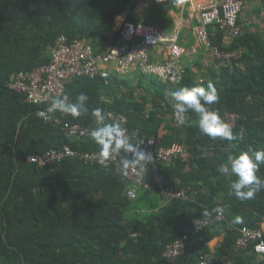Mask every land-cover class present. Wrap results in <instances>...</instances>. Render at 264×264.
Wrapping results in <instances>:
<instances>
[{"label": "trees", "instance_id": "trees-1", "mask_svg": "<svg viewBox=\"0 0 264 264\" xmlns=\"http://www.w3.org/2000/svg\"><path fill=\"white\" fill-rule=\"evenodd\" d=\"M140 1L0 0V264H198L213 254L221 264H264L253 245L247 250L235 246L242 227L257 230L264 224V189L241 201L229 194L236 177L217 172L229 155L264 150V45L258 37L246 33L226 44L217 29L210 32L215 46L242 54L232 72L223 70L210 80L184 76L179 84L167 86L156 78L114 73L108 80H72L60 98L67 95L76 102L84 93L87 111L79 117L58 111L55 122H42L37 116L42 108L9 88L19 72L50 64V49L61 35L70 41L82 39L101 53L117 44L113 30L125 21L155 25L164 34L173 31V20L160 6L151 7L143 19L135 14ZM208 82L219 95L210 110L222 120L226 113L236 116L234 141L213 140L202 133L192 111L185 113L183 125L167 124L174 112L170 93L182 87L207 88ZM97 108L103 115L110 110L128 115V130L139 132L137 140L143 141L144 150L150 139L161 147H187L193 155L189 164H156L166 181L179 180L186 199L162 206L154 196L150 199L159 193L152 164L144 172L146 186L131 200L127 192L132 182L113 164L91 165L81 159L99 146L93 138H79L68 129L95 127L92 113ZM164 126L167 133L161 136ZM65 148L75 155L59 158ZM51 154H56L55 160L43 166L27 162L29 157ZM256 175L264 181V164ZM216 207L224 209V220H214L215 213L211 221L202 216ZM236 217L241 222H235ZM202 219L207 225L190 236L185 253L175 262L164 259L165 247ZM221 235L212 251L208 244Z\"/></svg>", "mask_w": 264, "mask_h": 264}, {"label": "built area", "instance_id": "built-area-1", "mask_svg": "<svg viewBox=\"0 0 264 264\" xmlns=\"http://www.w3.org/2000/svg\"><path fill=\"white\" fill-rule=\"evenodd\" d=\"M143 6L146 9L151 3L162 4L163 0H146ZM262 17L264 19V0H260ZM245 0H210L205 3H198L194 8L197 14V25L192 28L198 45L203 52L212 56L216 63L230 71L234 70L236 63L240 60L239 51L221 50L211 42V33L217 29L222 34V42L228 44L231 40L243 37L246 33L245 27L239 21ZM180 28L172 34L164 35L161 30L153 26L134 25L126 22L118 31V42L106 53L96 54L87 43L75 40L68 42L62 37L55 42L51 50V62L49 65L36 68L31 72H19L9 84L10 90L23 95L27 103L41 107L37 116L44 123L55 122L57 110L52 109V101L60 98L64 92L65 84L75 79H108L112 71L121 76L143 75L151 79H158L163 85H177L186 75L183 59L193 57L197 54L195 47L185 48L178 44ZM160 51L161 57H155V51ZM178 78H180L178 80ZM105 123H120L125 128L128 135L135 140L138 139L139 132L128 130L130 117L121 112L113 110L106 111ZM147 118V114H144ZM173 118L176 121L173 112ZM96 127V122H95ZM92 126L82 127L74 125L68 131L74 133L79 138H92L91 132L95 128ZM145 148L153 156L151 174L153 183L159 188V194L165 203L171 200L186 199L183 192L178 189L180 184L176 178L165 180L157 167V163L169 166L171 161H181L189 164L193 159L187 151V147L182 144H172L170 147H161L153 139L145 142ZM100 151V150H99ZM99 151L84 154L81 159L88 164H99ZM74 156L75 152L65 148L64 153L58 155ZM114 154L107 162V166L113 164L116 172L123 176V179L132 182L127 192L128 198L135 200L141 188L146 186V174H137V169L130 168L125 174L121 169L119 156ZM204 156V154L200 155ZM56 154L50 157H29L28 163L45 165L50 160H55ZM155 163V165H153ZM100 165V164H99ZM214 220H216L214 218ZM224 220L222 215L221 219ZM197 228L207 225L206 221H197ZM197 229L189 231L188 234L176 239L166 246L164 257L175 261L185 253L186 244L191 235H195ZM239 238L235 246L240 250H247L253 245V252L257 256H264V224L261 229L252 230L242 227L239 230ZM205 264V262H203Z\"/></svg>", "mask_w": 264, "mask_h": 264}, {"label": "clouds", "instance_id": "clouds-1", "mask_svg": "<svg viewBox=\"0 0 264 264\" xmlns=\"http://www.w3.org/2000/svg\"><path fill=\"white\" fill-rule=\"evenodd\" d=\"M152 1H155V0H152ZM165 2L166 0H163L162 4H156L153 2L145 9L143 4L147 2L146 0H141L138 3V5L135 7L133 12L137 14L141 19H143L145 18L146 14L149 12L151 7L164 6ZM118 21L123 22V19L120 18L118 19ZM126 22H130V21L123 22L120 28H117L116 26L113 31L116 34H118V31H120V29L123 27V25ZM139 24L156 27L155 25H151L148 23H139ZM156 28L159 29L158 27ZM177 28H180L179 35H178V44H179L181 25L177 27H175L174 25L173 31L176 30ZM172 32L168 34H164L161 31V33L164 35L172 34ZM62 37L67 39V37L61 35L55 40V42ZM75 40H80V41L85 42L82 39H74L71 41H75ZM67 41L71 42L68 39ZM232 41L233 40H231L228 44H230ZM55 42H54V45H55ZM117 42H118V38H117ZM54 45L52 47H54ZM88 45L91 46V44H88ZM114 46H107L104 52H101L100 54L108 52ZM163 46L164 45H161L159 50L155 51V54H154L155 57L157 55L161 57L160 51L163 48ZM52 47L50 49V54H51ZM181 47H184V46H181ZM185 48H190V47H185ZM200 50L203 51V49L199 47V49H197L198 52L195 56L198 55ZM92 51L96 54H99L95 52L93 48H92ZM234 51H237V50H234ZM239 53L241 56L242 55L241 52ZM204 54L207 55V53L205 52ZM210 57L214 60L212 56ZM185 69H186V74H187L189 70H187V67H185ZM221 70L222 72L223 70H228L229 72H232L229 69H225L222 67H221ZM113 73L118 74L117 72L112 71L108 79H110L111 76L114 75ZM130 76L135 77V75H128V76H123V77L128 78ZM179 79L180 78H178V80ZM201 83H203V81H201ZM170 96H171L170 103L173 108L176 121L174 120V118L167 116L168 118L167 124H169L170 126H178V124L183 125L185 123V113L192 111L199 118L198 119L199 130L202 133L206 134L211 139L215 140L217 138H220L221 140H224V141L236 140L237 137L236 135L233 134V130H232V127L235 124L236 116L234 114L226 113L225 115H223L225 119L222 120L221 116L219 115L217 111L210 110L209 108L210 105L217 103L219 100V95L213 83L208 82L207 88L199 87V86L191 87V88L182 87L179 90L170 93ZM87 100H88V96L84 93L79 94V96L76 98V102H70L69 97L65 95L62 98H56L52 101V109L57 110L64 114H69L72 117H79L82 112L87 111L85 107V102ZM145 114H147L148 116V113H145ZM92 115L95 118L96 127L92 130L91 136L93 140L95 141V143L99 146V150H100L99 157L100 158L98 159V163L100 165L107 167L108 160L114 154H122L119 156V159H120L121 169L125 174L130 168L137 169L138 175L143 174L145 170H147V166L149 164H152L153 162L152 154L141 148V144L143 143V141L135 140L133 137L129 136L126 129L121 127L120 123H105V116L103 115L102 110L100 108L94 109ZM243 135H244L243 130H241V132L239 133V136L241 139L243 138ZM261 164H264V150L253 151L252 149H249L247 152H241L239 155H229L226 161L219 165V167L217 168V172L224 176H235L236 177V179L230 184V193H229L230 195H234L237 199L241 201L250 200V199H253L258 192L264 189V181H262L260 177L256 175ZM157 194L159 195V198L161 201L160 205L161 206L164 205L165 204L164 199L161 197L159 193ZM213 213L216 214L215 219L219 220L221 219L224 213V209L222 207H216L212 210H205L202 212V216L207 218L209 221H211ZM202 220H199V221H202ZM235 222L237 223L241 222V218L236 217ZM204 227L205 225H203L201 228H197L196 224H194L193 227L190 229V231L197 229V232H199L200 229ZM185 251H186V248H185ZM163 254H162V257L164 259H166L169 262H175L173 260H169L168 258L164 257ZM203 262H205V264H218L217 258L214 259V258L207 257L199 261L198 264H204Z\"/></svg>", "mask_w": 264, "mask_h": 264}, {"label": "crops", "instance_id": "crops-1", "mask_svg": "<svg viewBox=\"0 0 264 264\" xmlns=\"http://www.w3.org/2000/svg\"><path fill=\"white\" fill-rule=\"evenodd\" d=\"M208 1L210 0H166L165 5L161 6V8H163V15L173 20L175 27L181 25L179 36V44L181 46L199 49L196 38L192 32V28L197 25V14L194 12V8L196 4ZM239 21L244 25L246 33L258 37L264 45V19L262 17L260 0H245V5L242 9ZM182 63L187 67V70H189L186 76H191L194 79L210 80L212 74L215 76L222 75L221 67L216 61L210 56L205 55L201 50L197 56L184 58ZM166 129L167 127L164 126L160 133L161 136L167 133ZM153 196L157 201L160 200L157 193L151 195L150 199H152ZM222 239L223 236L221 235L213 239L216 240V245L214 247H212L210 243L208 246L214 251ZM213 256L214 259L217 258L218 264H221L218 257L215 255Z\"/></svg>", "mask_w": 264, "mask_h": 264}, {"label": "rangeland", "instance_id": "rangeland-1", "mask_svg": "<svg viewBox=\"0 0 264 264\" xmlns=\"http://www.w3.org/2000/svg\"><path fill=\"white\" fill-rule=\"evenodd\" d=\"M144 83H145V82H144ZM144 83H143V84H144ZM139 92L143 93V91H142L141 89L139 90ZM140 210H141V209H140ZM210 245H211L212 247H214V246L216 245V240L211 241V242H210Z\"/></svg>", "mask_w": 264, "mask_h": 264}]
</instances>
